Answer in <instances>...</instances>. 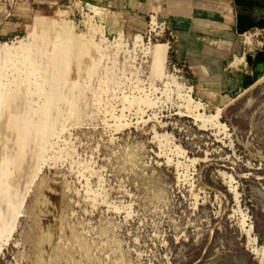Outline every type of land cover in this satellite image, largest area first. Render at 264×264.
<instances>
[{
  "label": "rangeland",
  "instance_id": "1",
  "mask_svg": "<svg viewBox=\"0 0 264 264\" xmlns=\"http://www.w3.org/2000/svg\"><path fill=\"white\" fill-rule=\"evenodd\" d=\"M159 1L0 0L2 116L23 109L0 163L1 235L22 195L10 182L40 166L0 264H264L241 227L245 213L264 246V70L244 50L219 59L208 30L177 33ZM189 90L206 117L235 99L219 109L226 132L194 120Z\"/></svg>",
  "mask_w": 264,
  "mask_h": 264
},
{
  "label": "crops",
  "instance_id": "2",
  "mask_svg": "<svg viewBox=\"0 0 264 264\" xmlns=\"http://www.w3.org/2000/svg\"><path fill=\"white\" fill-rule=\"evenodd\" d=\"M159 2L161 12L168 11L164 17L171 20L177 33L186 34L189 28H193L194 33L200 30L201 34H206L208 30L211 40L217 44L219 59L227 58L232 53L240 54L244 50V58L250 64V73L264 70V44H257L260 39L264 42V0H160ZM209 22L213 23L212 28ZM255 32L259 35L254 36ZM248 35L256 42L254 51H247L242 46V38ZM243 44L245 45V41ZM159 50L164 52L162 46ZM244 58H236L231 66L237 67L245 63ZM251 87L246 88L244 92ZM233 101L235 99H228L221 108H217L215 113Z\"/></svg>",
  "mask_w": 264,
  "mask_h": 264
},
{
  "label": "bare ground",
  "instance_id": "3",
  "mask_svg": "<svg viewBox=\"0 0 264 264\" xmlns=\"http://www.w3.org/2000/svg\"><path fill=\"white\" fill-rule=\"evenodd\" d=\"M37 29L42 33V34H45L47 31H45V21L42 20V19H37ZM151 24H154V18H151ZM90 25V24H89ZM93 27V26H91ZM89 28V27H88ZM94 30H96L94 28ZM37 34V33H36ZM95 34V33H94ZM38 35V34H37ZM69 38L71 39H78V37L76 35H73V34H69L68 35ZM80 39V38H79ZM78 39V43L81 44V39L79 40ZM28 40V39H27ZM134 41L135 42H140V36L136 35L134 37ZM134 42V43H135ZM253 42L252 40V37L250 35L247 36V39H246V43L248 44H251ZM24 44V43H23ZM79 44V45H80ZM83 44V42H82ZM54 45V44H53ZM56 45V43H55ZM82 46V45H81ZM53 47V46H52ZM76 47V48H74ZM72 46V47H67L66 49V54H64V56H59L58 55V52H56L55 54V58L57 59H62V66H65V65H68L70 59H74V55L76 54V50H77V46ZM59 49V48H58ZM57 49V50H58ZM163 51L159 50L158 54L164 58L165 56V48L163 47ZM10 51V50H9ZM7 51V52H9ZM163 52V53H162ZM52 53V52H51ZM82 55V54H81ZM80 55V56H81ZM82 57V56H81ZM5 58V57H4ZM11 58V57H10ZM6 59V58H5ZM9 59V58H8ZM17 63V62H16ZM22 63V61H21ZM59 64V63H58ZM10 65V64H9ZM24 65V64H23ZM59 66V65H58ZM6 66H4V68H2L3 70L5 69ZM20 67V66H19ZM12 68V67H11ZM10 68V69H11ZM21 68V67H20ZM7 69V68H6ZM12 70V69H11ZM9 70V71H11ZM14 71V70H13ZM15 72V71H14ZM62 72V71H61ZM16 73V72H15ZM22 73V72H21ZM5 74V73H3ZM11 75V74H10ZM28 75V74H27ZM19 76V75H18ZM12 78V77H11ZM23 78V77H22ZM7 79V78H6ZM15 79V78H14ZM20 79V78H19ZM23 81V79H21ZM16 81V79H15ZM10 83L12 82L9 81ZM21 82V81H20ZM25 82V81H24ZM8 82H6L5 80V77L2 75V73H0V143H1V147H0V163L2 160H5L6 158H11L12 156V145H10L8 143V139L9 138V132L7 131V124L11 121H16L17 118H19V116L21 115V111L23 109H20V104L19 103H13V104H10L8 105V113L5 115V116H2V104H1V95L3 93V90L6 88ZM13 83V82H12ZM28 83L27 84V89H28V93L30 95H38V96H41V95H44V91L41 87H35L33 86V82H26ZM15 84V83H14ZM22 84V83H20ZM24 84V83H23ZM22 84V85H23ZM18 85V84H16ZM26 85V84H24ZM21 86V85H20ZM19 86V87H20ZM10 87V85H9ZM9 89V88H8ZM23 89V88H22ZM14 90V89H13ZM13 90H11V92H13ZM25 90V89H24ZM192 90V89H191ZM7 91V90H6ZM21 92V90H20ZM6 93V92H5ZM10 93V92H9ZM18 93V92H17ZM190 90L186 93V95L183 96V100H185V103H186V108L188 110V113L194 118V120L196 122H200L202 123L203 127L205 124H214V126L212 127H217L218 129L222 130L223 132H226L227 129H226V126L221 124L219 122L220 120V113H221V110H219V112H217L215 115H212V116H209V117H206L205 114L203 115V113H200V111L202 110V105L200 103H196L195 101H193V99L190 97ZM13 94V93H12ZM15 94V93H14ZM17 95V94H15ZM20 95V94H19ZM13 96V95H12ZM57 96V95H56ZM4 97V96H3ZM8 97V96H7ZM10 97V96H9ZM19 97V96H18ZM53 98V97H52ZM59 98V97H58ZM11 99V97H10ZM29 101V100H28ZM31 103H32V100H31ZM23 106V105H22ZM33 108V107H32ZM29 109V108H28ZM34 110V109H33ZM31 108L28 110L29 111V114L32 113L34 114V110L33 111ZM205 111V109L203 110ZM4 113V112H3ZM31 115V114H30ZM24 116V115H23ZM114 118V117H113ZM192 118V119H193ZM21 119V118H20ZM32 120V119H31ZM17 122V121H16ZM16 124V123H15ZM23 124V123H22ZM21 124V125H22ZM17 126V124H16ZM206 126V125H205ZM25 127V126H24ZM28 127V126H27ZM30 127V126H29ZM215 127V128H216ZM31 130V129H30ZM39 130V128H38ZM28 131V130H27ZM31 132L30 131V136H31ZM220 133V132H219ZM42 134V133H41ZM34 135V134H33ZM40 135V134H39ZM228 135V134H227ZM28 137V136H27ZM34 138V137H33ZM29 139V137H28ZM32 140V139H30ZM38 141V140H37ZM41 140H39L40 142ZM24 142V141H23ZM25 143V142H24ZM41 145V144H40ZM36 146V145H34ZM178 149V148H177ZM37 158V157H36ZM34 160V159H33ZM39 160V159H38ZM35 163V162H34ZM32 161H28V163L26 164V167L24 169V171H21V169L18 171V173L15 175V177L12 179V185H14V187L17 189V191H19L22 195L19 197L18 201H19V208H18V212L16 211V214L17 216L15 217V220H14V223L11 225V227L6 231V237L4 235H1L0 234V252H2L1 250H3V248L8 245V242L11 240L12 238V235L14 234L15 232V222L16 220L21 217V214H20V210L23 208L24 206V203L26 201V198L28 196V193H29V188H30V185H32L35 180L37 179L39 173H40V166H38V164H34ZM38 163V161H37ZM17 164V162H16ZM28 166V167H27ZM222 176L224 178V180L226 181V183L228 184L229 186V190L230 192L234 193V198L236 200V202H239V194H237L236 192V186H234V180L232 178V176L230 175H227L225 173H222ZM1 182V181H0ZM3 183V182H2ZM9 183V184H10ZM7 184V185H9ZM11 185V184H10ZM9 185V186H10ZM11 185V186H12ZM20 186H23L22 189H19ZM13 188V187H12ZM14 192V191H13ZM17 193V192H16ZM20 195V194H19ZM10 211L12 212L13 209L10 208ZM13 214V213H12ZM15 214V215H16ZM12 217V216H11ZM14 217V216H13ZM12 220V219H11ZM9 221V220H8ZM247 221H248V217L245 213H241V227L243 228V230H245V234H246V237H247V240H248V244L251 248V252L253 253L254 256L258 257L261 261L264 260V246H260L258 244V240L256 238V236L253 235L252 233V230L251 228H247ZM9 223V222H8ZM12 223V222H11ZM5 225V224H3ZM8 225V224H7ZM6 229V228H5Z\"/></svg>",
  "mask_w": 264,
  "mask_h": 264
},
{
  "label": "built area",
  "instance_id": "4",
  "mask_svg": "<svg viewBox=\"0 0 264 264\" xmlns=\"http://www.w3.org/2000/svg\"><path fill=\"white\" fill-rule=\"evenodd\" d=\"M255 34H258V32H255L253 35L255 36ZM258 35H259V34H258ZM244 38L247 39V36H244ZM245 43H246V41H245ZM257 44H258V45H263L264 42L260 39V41H258Z\"/></svg>",
  "mask_w": 264,
  "mask_h": 264
}]
</instances>
